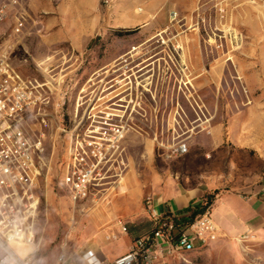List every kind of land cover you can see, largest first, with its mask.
<instances>
[{
	"label": "rangeland",
	"instance_id": "obj_1",
	"mask_svg": "<svg viewBox=\"0 0 264 264\" xmlns=\"http://www.w3.org/2000/svg\"><path fill=\"white\" fill-rule=\"evenodd\" d=\"M0 10L12 66L53 87L24 120L43 142L33 264L87 249L113 212L140 216L151 232L147 200L168 181L209 189L211 208L222 193L245 197L263 184L264 0H0ZM106 90L130 101V127L102 185L74 205L62 184L70 120L78 100L81 116ZM219 231L156 264H264V230Z\"/></svg>",
	"mask_w": 264,
	"mask_h": 264
},
{
	"label": "built area",
	"instance_id": "obj_2",
	"mask_svg": "<svg viewBox=\"0 0 264 264\" xmlns=\"http://www.w3.org/2000/svg\"><path fill=\"white\" fill-rule=\"evenodd\" d=\"M4 16V10H0V22ZM10 58V51L0 43V264H33L39 250L43 142L27 133L24 120L30 110L48 106L53 87L47 80L23 77ZM106 92L102 98L90 99L81 116L78 100L74 120H70L74 127L68 133L62 184L74 205L88 200L94 188L102 185L103 171L111 161L120 159L119 144L130 127L123 122L130 101ZM179 151L186 152V146ZM147 205L153 231L135 240L130 251L114 264H156L168 255L203 249L220 236L210 206L191 221L195 208L187 216L162 215L151 198ZM120 225L126 233V226ZM17 248L30 252L22 256ZM84 258L88 264H103L90 251ZM65 262V255H61L58 264Z\"/></svg>",
	"mask_w": 264,
	"mask_h": 264
},
{
	"label": "crops",
	"instance_id": "obj_3",
	"mask_svg": "<svg viewBox=\"0 0 264 264\" xmlns=\"http://www.w3.org/2000/svg\"><path fill=\"white\" fill-rule=\"evenodd\" d=\"M166 186L152 199L153 207L162 215L187 216L193 208L203 206L204 198L209 194V189H187L170 181ZM211 209L215 223L226 235L236 236L264 230V181L245 197L232 192L222 193ZM104 218L109 223L101 228L91 245L83 251H76L64 264H88L84 256L89 251L101 263L114 264L118 258L130 251L135 240L153 231L147 233L148 227L141 223L140 216L134 218L128 214L118 215L113 212ZM129 221L134 225H129ZM120 222L126 226V233L123 232Z\"/></svg>",
	"mask_w": 264,
	"mask_h": 264
},
{
	"label": "trees",
	"instance_id": "obj_4",
	"mask_svg": "<svg viewBox=\"0 0 264 264\" xmlns=\"http://www.w3.org/2000/svg\"><path fill=\"white\" fill-rule=\"evenodd\" d=\"M212 203H213V197H210V198L208 199V202H207L206 206L196 207L195 210H194V212H193L192 215H191V219H190V220H191V221L194 220V218H195L198 214H200V213H202L203 211H205V210L207 209V207H209Z\"/></svg>",
	"mask_w": 264,
	"mask_h": 264
},
{
	"label": "bare ground",
	"instance_id": "obj_5",
	"mask_svg": "<svg viewBox=\"0 0 264 264\" xmlns=\"http://www.w3.org/2000/svg\"><path fill=\"white\" fill-rule=\"evenodd\" d=\"M18 249V248H17ZM18 251H19V253L22 255V256H25V255H27L29 252H30V250H28V249H24V250H22V249H18Z\"/></svg>",
	"mask_w": 264,
	"mask_h": 264
}]
</instances>
